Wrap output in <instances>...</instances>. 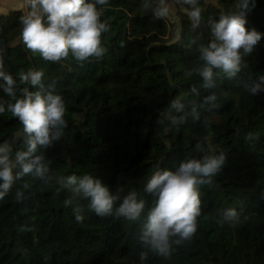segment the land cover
<instances>
[{"label": "trees", "instance_id": "16d2710c", "mask_svg": "<svg viewBox=\"0 0 264 264\" xmlns=\"http://www.w3.org/2000/svg\"><path fill=\"white\" fill-rule=\"evenodd\" d=\"M169 2L185 10L177 31L166 17L155 18L145 0L98 6L109 26L101 36L105 53L85 62L71 56L46 61L27 48L20 17L30 10L28 1L26 8L0 14V66L17 79L34 70L44 74L45 85L55 81L67 125L60 140L40 150L52 179L26 175L0 199V264H264V92L253 96L247 87L264 74V38L237 76L219 71L215 87L203 88L196 69L203 63L200 47L210 39L208 21L235 12L238 0H198L195 29L190 6ZM247 27L264 33V0H256ZM193 86L199 95L191 93ZM24 87L35 90L18 84L17 96ZM212 93L217 99L210 106L204 98ZM0 99L12 102L2 91ZM175 99L184 102L182 112L170 109ZM193 104L199 119L191 115ZM181 116L182 123H172ZM23 140L19 120L0 114V142L15 152ZM220 152L225 165L199 186L201 212L192 236L179 243L171 237L167 255L144 245L154 198L143 189L151 175ZM72 174L99 178L119 196L114 208L136 191L146 202L144 214L136 221L115 212L98 216L62 185L59 178ZM227 209L238 212L235 223L222 220Z\"/></svg>", "mask_w": 264, "mask_h": 264}, {"label": "clouds", "instance_id": "9594fccd", "mask_svg": "<svg viewBox=\"0 0 264 264\" xmlns=\"http://www.w3.org/2000/svg\"><path fill=\"white\" fill-rule=\"evenodd\" d=\"M190 6L189 18L193 29L201 24V10L198 0H181ZM30 10L20 17L21 36L24 44L33 53H38L46 61L58 62L71 56L78 62L102 57V33L109 26L101 19L98 6L108 0H28ZM256 0H238L237 10L221 14L218 19H210L208 28L210 39L200 47L202 66L196 69L203 88L215 87V77L222 71L233 78L241 71L244 57L252 53L264 38V33L249 28L248 15L254 9ZM144 7L150 9L155 18L169 15V0H145ZM123 46V44L121 45ZM41 71H21L18 79L0 66V91L12 102L0 99V114L5 111L16 117L23 125V147L13 152L7 141L0 142V199H3L13 184L26 175L49 181V166L40 151L60 140L66 128L65 105L62 97L55 93V81L45 85ZM18 84L29 85L20 89ZM251 95L264 92V74H260L247 86ZM193 95H199L197 87L191 88ZM217 97L212 93L204 98L208 105H214ZM170 109L182 112L185 104L175 99ZM193 119H199L197 106L191 108ZM183 116L172 120L182 123ZM223 152L204 155L199 159L189 158L175 169H157L144 185V192L154 200L147 212L141 240L144 245L161 255L170 250V238L177 237L175 243L188 239L196 231V218L201 212L199 186L211 183L212 177L225 165ZM65 188L87 201L89 209L98 216L115 214L130 221H136L144 214L146 202L136 191H130L114 208L119 196L99 178L93 175L75 174L59 178ZM22 194L18 191L17 197ZM71 203V201H69ZM75 219L81 221L80 209H74ZM239 214L235 209L224 211L222 220L235 223ZM145 254L140 253L141 261Z\"/></svg>", "mask_w": 264, "mask_h": 264}, {"label": "rangeland", "instance_id": "374dc122", "mask_svg": "<svg viewBox=\"0 0 264 264\" xmlns=\"http://www.w3.org/2000/svg\"><path fill=\"white\" fill-rule=\"evenodd\" d=\"M28 0H1L0 7H2V10L8 13L11 10L14 9H20V8H26ZM170 12L169 15L166 16L169 23L175 25L174 29L177 31L180 18L179 14L182 10V6H179L175 3L169 2ZM185 11V10H184Z\"/></svg>", "mask_w": 264, "mask_h": 264}, {"label": "crops", "instance_id": "0c3cea01", "mask_svg": "<svg viewBox=\"0 0 264 264\" xmlns=\"http://www.w3.org/2000/svg\"><path fill=\"white\" fill-rule=\"evenodd\" d=\"M0 2H1V0H0ZM0 14H6V12L2 10V7H0Z\"/></svg>", "mask_w": 264, "mask_h": 264}]
</instances>
